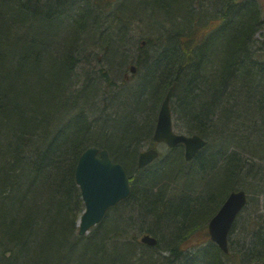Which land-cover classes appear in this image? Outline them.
Listing matches in <instances>:
<instances>
[{
    "label": "trees",
    "instance_id": "1",
    "mask_svg": "<svg viewBox=\"0 0 264 264\" xmlns=\"http://www.w3.org/2000/svg\"><path fill=\"white\" fill-rule=\"evenodd\" d=\"M77 1L80 9L77 13L84 16L81 21L75 20L77 13L61 14L58 0H0V72H9L16 63H33V59L36 62L29 68L38 70L22 76L13 94L9 89L14 84L7 81L0 84V163L8 164L0 171V176L4 177L0 194L9 189L3 199L17 203L2 208L1 245H10H5L6 242L23 248L28 232L33 229L27 227H34L38 217L43 219L38 206L46 196H52L60 209L59 213L56 211V222L62 219L60 226L55 223V228L63 229L62 235L57 231L59 243L64 241L63 248H85L87 252L85 260L83 256L70 253L68 259L64 258L67 264H75L76 260L79 264H252L263 261L264 205L260 201L264 202V38L260 39V33L264 31V0H206L204 9L202 0H143L140 2L147 4V14L130 4L116 14L118 19H112L117 22L121 38L127 35L125 28L139 27L140 21L155 33H146L150 37L138 35L146 39L145 48L151 43L154 50L150 62V58L140 61L144 74L132 96L145 105L150 99L153 103L155 97L158 101L173 86L174 128L206 139V145L190 161L184 159L182 147L176 146L170 150V155L140 169L134 157L142 147L137 138L142 135L147 141L151 140L155 121L152 116L136 125L137 116H144L143 105H133L124 116L128 123L121 130L115 125L112 133H107L104 120L93 123L109 114L95 118V109L92 121L87 120L85 113L91 108L84 106L85 102L76 109L74 117L56 128L59 116L55 115L51 103L58 106L60 98L67 99L56 83L66 75H72L71 80L78 77L80 67L75 59L85 56V49L93 46L92 42H96L95 50L104 51L107 47L104 57L109 53L112 58L122 57L113 31L104 29L96 41L92 36L90 12L94 8L107 9L111 0ZM160 19L169 26L160 24ZM148 20H152L150 28ZM63 25L67 40L57 43L51 38L55 37L51 28L55 26V30L61 32ZM107 71L99 72L95 79L82 77L75 95L79 96L81 89L92 96L110 92L106 85H112V80ZM170 71L178 75L185 73L184 83H168ZM158 72L167 73L159 82L155 80ZM133 113L136 120L129 119ZM76 121H79L78 126H75ZM8 136L9 140L1 142ZM88 145L106 147L115 161L124 164L130 182L129 195L114 206L121 209L95 226L99 235L92 239L78 235L75 225L83 203L74 168L78 156ZM34 173L36 182L28 185ZM31 186L33 190L25 199V189ZM237 189L245 190L250 196L257 195L259 210L254 215L249 213L245 226V219H237L234 227L244 229L234 238L233 227L228 234V252L223 253L209 240L206 226L228 193ZM72 192H75L74 197ZM50 218L48 216V220ZM45 232L41 231V235ZM145 232L156 237L155 246L147 247L138 242L139 234ZM261 235L262 242L249 247L252 238ZM95 242H99V248L92 251L91 244ZM107 246L114 257L108 258L103 253L102 248ZM30 248L24 255V263L29 260V254L35 253ZM255 248L258 250L254 254ZM67 249L60 248L48 262L60 261ZM99 251L101 254L97 256ZM39 252L41 256V250ZM15 256L11 246L3 247L0 264L15 262Z\"/></svg>",
    "mask_w": 264,
    "mask_h": 264
},
{
    "label": "rangeland",
    "instance_id": "2",
    "mask_svg": "<svg viewBox=\"0 0 264 264\" xmlns=\"http://www.w3.org/2000/svg\"><path fill=\"white\" fill-rule=\"evenodd\" d=\"M115 1L116 2L114 3V7H111V8L108 9V15L105 17V18H107L108 23H109L110 20H112V19L114 20L115 19V15L116 14H120L121 13V11H122L121 10L122 9L121 8V4L123 6H124V4L126 6H129L130 4H132V7H136L138 9V11H141V12H145L146 7H148L146 3L140 2V1H143V0H139V1L136 0V2H134V3L131 0H115ZM116 3H117L118 6L116 5ZM118 7H120V8H118ZM116 8H118L117 11H116ZM213 8L216 9V7H213ZM144 14H147V12H145ZM63 17H65V16H63ZM56 19H57V17H56ZM56 19H55V17H53V20H56ZM80 19L83 20L84 19V16L83 15H80L79 16V21H81ZM113 20L110 22L111 27L109 29L111 30V32L112 31L115 32V37H117V32H116V30H117V24L115 22H113ZM63 21L65 23H70L68 20H63ZM150 21H152V20H148L147 21L148 28H150V24H151ZM158 21H159L160 24L164 23V26L165 27H168L169 26L165 21H163L161 19L158 20ZM53 22H54V24L56 26H58V24H56L55 21H53ZM43 23L44 22H42V24ZM138 23L140 24V26L139 27L134 26L133 30L130 31L131 37H129V35H124L122 37L123 40H121L120 38H116V44L118 43L117 50L121 51L120 54L122 56H126L127 59H125V60H123V61L120 62V61H118L119 60L118 59V56L112 58L110 56L111 53H109L107 58H109V59L111 58V60L109 62H107V60H106V66H105L103 64V62H102V60L104 59L103 51L102 50H95L93 48V46H89V47H87L85 49V52L84 53H87L85 56L75 59V62L76 63L78 62V67H80L84 62H86L85 64H87V63L92 62L93 59H94L93 65H95V67H101V66L106 67V70H108V72L111 74V76L119 84V82L122 80V77H123V73H124L123 69H124V66L127 65V64H129L131 62L134 54L136 53V50L139 47L138 42H139L140 39H137L136 37L139 34L140 35H142V34L147 35L146 33H149L148 30L144 27L145 24H143L141 21L138 22ZM60 25H62V24H60ZM63 27H64V30H65L66 29L65 28L66 26L63 25ZM105 27H107V25ZM51 29H53L52 30V33L53 32L55 33V37H51V38L54 39L57 43H60L61 41H64V40H67V34H66L67 31L66 30H65L66 31L65 32L64 30L62 31L60 29L61 32H59L58 29L55 30L56 29L55 26H53ZM167 30H168V28H167ZM102 32L104 33V28L102 29ZM103 33H100V34L103 35ZM260 34L262 35L260 39H263L264 38V31L262 30ZM90 45H92V44H90ZM55 48L56 47H54L53 50ZM93 50H94V57H93V55H91V52ZM76 52H79V51L76 49ZM32 64H33L32 62L29 63L28 61H27L26 64L24 62L23 63H16V65H14V67L11 68V70L9 72H5V73L0 72V84H2L5 81H7L9 84H14L15 86H13V87L8 86V88L10 87L9 90L12 91L11 94H13V91L15 90V88H17V85L19 83V80H20V78L22 76H25L26 74H29V73H33L34 74L35 71H38V70L29 68V66L32 65ZM61 74L62 73L60 71V76H62ZM136 84H137L136 78L135 79H131L128 82L127 86H126L127 89L125 88V89L121 90L122 92L125 91V92H127L129 94L128 98L125 97L127 93H125V94H119L120 93L119 89H117L116 87H113L112 85H106V89L109 90L110 92H117V93H115L112 96V101L113 100L114 101H117V98H115V97H119V96L124 97V99L126 100L125 107L126 108L128 107L129 112H130L131 107H132L131 105L133 104V101L136 98V96H132L133 93H134L133 88L136 86ZM0 87H1V85H0ZM121 88H124V87H121ZM5 89H7V88H5ZM20 90H22V88H20ZM16 92L17 91H15L14 93H16ZM60 101H61V103L60 102H57L58 103V106L54 102L51 103V105L54 106L55 115L57 114L59 116L58 119H57L58 120V124L56 125V128L57 127H60L61 124H64L67 121V118L66 117L68 116V110L70 108L69 107V101L67 99L66 100H62V98H60ZM115 109H116V107H113V109H112V106H111V110L110 111H114ZM152 110H153V108H152ZM66 112H67V115L65 117V113ZM50 114L52 115L53 114V111H52V113L50 112ZM85 114H86L87 120L88 121H92V118L96 114L95 108H91L90 111L87 110V112ZM6 115H8V116L11 115V112L10 111L6 112ZM132 115H134V113ZM112 117H114V116H112ZM149 118H150L149 116L146 117V119H149ZM142 119H143V115L141 116V114L137 116V120L139 122L136 120V117H135L136 125L143 124V122H141ZM102 120H104L106 122L107 126H108L107 133H110V132L112 133L113 132V129H112L113 128V125L111 124V122L113 120H115V119L112 118L111 120H107V119L99 118L96 121H94L93 123L94 124L95 123L96 124L103 123ZM77 122H79V121H76L75 122V126H78V123ZM126 123H128V120L125 117L120 118L117 121V124H116L117 129L121 130V128L123 126H125ZM8 138H9V136L7 138L2 139L1 142H6L7 140H9ZM137 139L140 140L141 138L139 139V137H138ZM159 147H161V146H159ZM159 150H160V148H159ZM26 163L29 165V160H27ZM26 163H25V165H26ZM7 167H8V164H5L4 165V164H2V162L0 163V171H3V168L5 169ZM3 180H4V177L2 175L0 184L3 183ZM19 189H20L19 192H21L22 191L21 188H19ZM19 192L18 191L16 192V195L17 196H19ZM8 193H9V189H7V191L4 192V194H0V216L2 215V213L4 214V212H2L4 210V209L2 210V208H3L4 205H7V206H10V205H15L16 206L17 205V203H15L16 202L15 200H14L15 201L14 203H12V202L10 203L9 202L10 200L3 199L4 196L8 195ZM12 197H14V194H13ZM8 198H9V196H8ZM20 201L22 202L23 200L20 199ZM41 202H42V204L38 203V204H40V206H38V208H39L38 210L41 211L42 214H44L43 215V221H44V223H45V225L47 227L46 228V232L41 235V231H43V230L40 231V229H38V228H41V226H42V224H40L41 221H42V219H40V217H38L36 219V224L34 225L35 226L34 227V230L36 229L35 230L34 237H32V238L31 237L26 238L24 240V245H23L24 247L23 248H21L18 244L17 245H14L13 243H6L4 241L5 244H10V246L13 248V253H14V255H16L15 256V262H16V264H25L24 263V259H25L24 255L26 254V251L30 247L33 250H35L34 251L35 252L34 253L35 256H37L40 253L39 250H41V253H42L41 257L43 258V260L40 261V262L32 261V264H50L51 262H48V261L53 258L52 255L55 254V253H57L60 248L63 249L62 245L64 246V241H62V242L59 243V238H58V235H62L63 234V229L60 228V227L55 228V225H56L55 223H57L56 220L58 219L57 218V214H56L57 212L56 211L59 210L58 213L60 212V209L57 206L58 203L56 202V200L52 196H46V198L44 200H42ZM257 204H259V198L257 197V195L254 196V194H252V198H251V200H250V202L248 204L249 206L240 215L241 221H242V219H245V223H244L243 226L246 225V221H247V219L249 217V212L251 210H253L254 207ZM260 204L261 205H264V202H262V199L260 201ZM118 208L119 207H117V208H114L113 207L112 209L108 210L106 212V214H105V217H108V218L113 217L114 212L115 211H119L121 209V208H119V209ZM128 214H132V212H129ZM124 215H125V212H124ZM48 216L51 217L49 220H48ZM240 217L238 218V221L240 220ZM61 222H62V219L60 217V220H58V223L57 224L60 226V223ZM0 223H2V221H0ZM7 223H9V222H7ZM0 226H1V224H0ZM106 228H108V226ZM242 229H244V228H241L240 229V227L235 226L234 229H233V233H232L233 237L234 238H238L237 232L239 230H242ZM37 230L40 232V233H38V235L36 234V231ZM57 231H58V235H57ZM132 231H134V230H132ZM98 233H99L98 229L96 227H93V228H91L84 235V237L85 238H88L89 237V238L92 239V238H95V236L98 237V235H99ZM140 235L141 234H139V236ZM75 240H76V238H75ZM26 243H27L28 246L26 245ZM0 245H1V243H0ZM108 247L109 246H107L106 249H103L102 248L103 253L106 254V256H108V258L114 257V256H111V253L109 252ZM98 248H99V242H95V243L91 244L92 251L93 250L96 251ZM65 249H67V248H65ZM24 251H25V253H24ZM82 251H84V253H82ZM70 253L77 254L78 256H83V260H85L86 259L85 256H87V252L85 251V248H82V250H81V249H78V248H72L71 249V247L70 248L68 247L67 252L65 251V253H63L61 255V260L60 261H56L55 260L51 264H67L68 261H66V260L68 258L67 259H64V258H66V256H69ZM100 254H101V252L99 251L96 255L99 256ZM17 256H18V258H17ZM77 258H80V257H77ZM77 258L75 257L74 259H77ZM7 263H4V264H7ZM74 263L75 264H79L77 262V260Z\"/></svg>",
    "mask_w": 264,
    "mask_h": 264
},
{
    "label": "bare ground",
    "instance_id": "3",
    "mask_svg": "<svg viewBox=\"0 0 264 264\" xmlns=\"http://www.w3.org/2000/svg\"><path fill=\"white\" fill-rule=\"evenodd\" d=\"M116 1L115 0H112L111 1V4L108 6L107 9H104V10H100V9H96L94 8L93 11L90 12L89 14V17H90V22L93 26V30H92V36L94 37V41H96L102 31V29H109L108 28V25L110 24V21L108 23V20L107 18H105L107 15H108V9L111 8V7H114V3ZM205 2L206 0H202V5H203V9L206 8L205 7ZM45 3V2H43ZM117 5V3H116ZM58 10L61 14L63 15H72L74 13H77L80 11V9L78 8V1L77 0H58ZM103 6V5H102ZM118 6V5H117ZM42 7L45 8V4L42 5ZM127 7L125 4L124 6L121 4V8L123 10V8ZM120 8V7H118ZM118 8H116V11L118 10ZM46 9V8H45ZM79 16H80V13H77L76 17H75V20H78L79 19ZM220 17V15H219ZM115 18H117V16L115 15ZM118 19V18H117ZM108 23V24H107ZM117 24V22H116ZM107 25V27H105ZM120 27V26H119ZM145 27V26H144ZM134 27H131V28H125L126 31H127V35H129V37H131L130 35V31L133 30ZM146 28V27H145ZM147 29V28H146ZM148 30V34H155L153 32L150 31V29H147ZM115 33V32H114ZM147 34V37H150V35L148 36ZM116 38H120L121 40H123L121 38V33L118 32L117 30V37ZM137 39H140L139 42H138V49L136 50V53L134 54L131 62L127 65L124 66V73H123V77H122V80L119 82V84L117 83V81L111 76V74L106 70V67L104 66H101V67H95V65H93V62H94V59L92 62L90 63H87L85 64L86 62H84L80 68L77 70L78 72V77H74V80H71V76H64L63 79H61L57 84L58 87H60L61 91H63L64 95L66 96L67 100L69 101V110H68V116L66 117L67 115V112L65 113V117L67 118V120L69 119V117H74L76 115V109L80 106H82L84 104V102L86 103V105L84 106H87L89 108H95L97 109V115L95 118H99V117H103V114H109L105 117V119L107 120H111L112 118H115V120H113L111 122V124L113 125V127L116 125L117 121L122 118V117H126L128 114H129V109L128 107L126 108L125 107V102L126 100L124 99V97H115L117 98V101H112V96L117 93V92H107V91H102V93H99V95H89L88 93H85L82 89H81V94H79V96H76L75 95V91H78L79 88H80V84L83 82V79H81L82 77H86L88 79H95L97 76H99V72L101 71H107L109 73V78H111L112 80V86L113 87H116L117 89H119L120 93L119 94H125L127 92L125 91H121L123 89H127V84L128 82L131 80V79H135L136 78V81H137V84L139 82V80L141 79V76L142 74H144V70L142 69V62L141 59L143 58H150L149 62L152 60V58L150 57V54H152L153 52V47L154 45L149 43L148 46L145 48V44H146V39L143 38V37H136ZM96 42H92V45L94 46ZM108 51L107 47L105 46L104 48V51H103V55H105V53ZM87 54V53H86ZM91 55H93L94 57V50L91 52ZM122 56V55H121ZM119 60L118 61H123L125 59H127L126 56H122L120 58H118ZM106 60L107 62L110 61L109 58L107 57H104V59L102 60L103 64L106 66ZM36 62L35 59H33V63ZM148 62V63H149ZM44 65L46 64L45 61H43ZM46 66V65H45ZM166 72V71H164ZM164 72H158L156 75V81H161L163 79L162 76L166 75L167 73L164 74ZM170 79H167V82L170 83V84H179V83H184V78H185V73H180L178 75L177 72H174V71H170ZM169 73V72H168ZM181 78L178 79V76ZM137 84L136 86L133 88V91H135V88L137 87ZM121 87H124V88H121ZM121 88V89H120ZM118 91V92H119ZM170 91V96H169V100H168V105H169V109H170V113L172 114V104H171V101H172V93H173V86H170L168 88V90L165 92L164 95L161 96V98L157 101V98L155 97V100L154 102L152 103L151 102V99L149 101H147L145 103V105H143V103L141 101H139L138 99H135L133 101V104L131 106H142L143 105V110L145 111L144 112V116L143 118H146L147 116L149 117H152L154 116L155 117V121H154V128H153V131H152V135H151V140L149 139L148 141L145 139V138H142L143 136L141 135L139 137L140 140L139 141V145H142V147L138 150V152L135 153V162L137 164L138 162V156L140 154V152L144 151V150H147V149H155L157 152H158V157L159 158H165L166 155H170L171 153V149L176 147V146H181L182 149H183V153H184V144L183 143H177L176 145L174 146H169L167 145L165 142H162V141H155L154 138H153V134H154V130H155V126H156V122H157V116H158V113H159V110H160V107L163 103V100L165 99L167 93ZM147 93V92H146ZM181 93H179V97L182 98V94L180 95ZM129 94L127 93L126 94V98H128ZM175 97H173L174 99ZM183 99V98H182ZM128 100V99H127ZM184 100V99H183ZM111 106H112V109L113 107H116V109L114 111H110L111 110ZM153 108V110H152ZM66 110V109H65ZM114 116V117H112ZM112 117V118H111ZM136 117V114L134 113V115L130 114L129 115V119L130 118H135ZM143 120V119H142ZM142 122V121H141ZM172 130L173 132H175L176 134H184V135H188V136H191V135H198L200 136L202 139H204L205 143L204 145L199 149L201 150L205 145H206V139L197 134V133H192V132H183V131H179L175 128H173L172 126ZM161 146V147H159ZM106 148V147H105ZM160 148V150H159ZM260 156V155H259ZM69 180V179H68ZM36 182V175L35 173L34 174H31L30 178H29V184L28 185H32L33 183ZM246 182L248 183L249 180H246ZM72 183V182H71ZM33 190V187H28L25 189V192H24V195L25 196V199L28 197V193L31 192ZM245 193V198H246V202H247V205L249 204L252 196H250L249 194L250 193H247L246 191H244ZM74 194L75 192H72V195L74 197ZM66 198L68 199H71L69 196H66ZM61 201H63L61 198H60ZM123 200H120L118 201L117 203L114 204V206H116L117 204L121 203ZM249 206V205H248ZM258 210H259V205L257 204L253 210H251L249 213L254 215L256 213H258ZM218 212V209L216 212H214V214L209 218L207 224L209 223V221L211 220L212 217H214ZM241 215V209L237 212V214L235 215L232 223H231V226L228 230V234L230 233V231L233 229L234 227V224L235 222L237 221V219L239 218V216ZM43 218V217H42ZM42 226L41 228H38L41 230H46V225L42 219L41 223ZM29 226V224H28ZM35 227V226H34ZM34 227L33 225H30L29 227H27V229H30V228H33L32 229V232L30 233V231L28 232L27 234V237H34V234H35V230H34ZM38 233H40L38 230L36 231V234L38 235ZM37 237V236H36ZM242 239H246V238H242ZM262 239H263V235L259 236V237H255L254 239L252 238V242L249 245V247H251L254 243L256 242H262ZM249 242V241H248ZM1 243V242H0ZM6 245V244H5ZM10 245H0V249H2L3 247H9ZM65 250V248H63ZM258 250V248H255V251H254V254L256 253V251ZM253 254V255H254ZM67 258L70 257L69 256H66ZM29 260H27V262L25 264H32V261H37V262H40L43 260V258L41 256H35V254H31L27 257ZM14 262V261H13ZM13 262H11L10 264H14ZM16 264V263H15Z\"/></svg>",
    "mask_w": 264,
    "mask_h": 264
},
{
    "label": "water",
    "instance_id": "4",
    "mask_svg": "<svg viewBox=\"0 0 264 264\" xmlns=\"http://www.w3.org/2000/svg\"><path fill=\"white\" fill-rule=\"evenodd\" d=\"M170 91L160 107L153 134L155 141L165 142L169 146L184 144V157L190 160L204 145L205 141L198 135L176 134L172 130L171 114L168 105ZM158 156L155 149H147L138 156V168L144 167ZM75 180L80 188L85 209L79 219V234L102 219L105 211L129 193V183L123 165L113 161L106 148L88 146L79 156L75 171ZM246 203L244 190L229 193L217 214L208 223L210 238L227 251V233L237 212ZM141 241L155 245L153 236L144 234ZM264 264V263H263Z\"/></svg>",
    "mask_w": 264,
    "mask_h": 264
},
{
    "label": "flooded vegetation",
    "instance_id": "5",
    "mask_svg": "<svg viewBox=\"0 0 264 264\" xmlns=\"http://www.w3.org/2000/svg\"><path fill=\"white\" fill-rule=\"evenodd\" d=\"M8 256V255H7Z\"/></svg>",
    "mask_w": 264,
    "mask_h": 264
}]
</instances>
